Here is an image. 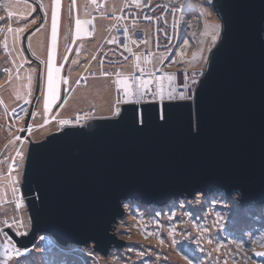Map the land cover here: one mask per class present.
<instances>
[{
    "label": "water",
    "instance_id": "95a60500",
    "mask_svg": "<svg viewBox=\"0 0 264 264\" xmlns=\"http://www.w3.org/2000/svg\"><path fill=\"white\" fill-rule=\"evenodd\" d=\"M203 2L220 35L193 101H163L162 121L159 101L126 96L119 115L29 142L21 189L31 229L20 237L5 226L18 247L46 233L59 245L93 241L106 254L127 241L111 231L127 201L163 207L218 191L238 194L240 206L264 203V0ZM40 83L39 70L35 98ZM141 108L143 126L133 124Z\"/></svg>",
    "mask_w": 264,
    "mask_h": 264
},
{
    "label": "rangeland",
    "instance_id": "374dc122",
    "mask_svg": "<svg viewBox=\"0 0 264 264\" xmlns=\"http://www.w3.org/2000/svg\"><path fill=\"white\" fill-rule=\"evenodd\" d=\"M102 3L101 11L94 9L91 2L89 12H83L88 0H0V24H4V32L0 34V264H26V261L28 264H264V256L255 255L264 252V203L239 206L238 194L226 197L218 191L206 197L197 193L190 199L163 207L125 202V214L111 231L127 241L113 244L106 254L96 251L93 241L59 246L49 234L38 233L22 256H16L13 250L11 260L3 259V248L8 246L9 237L12 240L6 224H11L16 234L21 233L20 237L31 229L26 202L16 204L17 195L25 199L21 189L22 173L29 142L59 130L60 124L52 119L53 115L67 119L78 111H93L95 118L111 117L118 109L115 108L118 92L111 80L112 67H104L105 75L101 67L90 65L108 32L105 22L111 24L108 15L119 11L122 0H103ZM185 10L179 47L169 54V59L174 60L169 62V68L176 70L174 77L189 74L185 81L178 78L183 86L177 90V95L184 92L192 96L196 84L193 81L202 75L207 56L219 38L220 21L203 0H193ZM53 11L57 20L55 40L51 32ZM87 17H91L94 24L91 25L93 31L88 32L92 37L77 39L66 61L69 39ZM213 36L217 38L214 40ZM155 53L154 57L161 54ZM50 56L53 76L55 70L60 69L63 79L56 98L57 110L52 112L44 109L42 95V79L43 75L47 76ZM39 70L41 86L35 100ZM91 70L93 74H88L85 83L78 85L79 76ZM66 75L68 83L64 88ZM190 83L193 88L189 91L184 85ZM28 98L25 114H19L9 126L6 112ZM30 109L35 116H31ZM52 124L56 126L43 136H33L37 126ZM18 151L23 155L17 156ZM13 162L19 163L20 168L13 169ZM13 240L16 247L22 249ZM205 256H209L210 261L207 262Z\"/></svg>",
    "mask_w": 264,
    "mask_h": 264
},
{
    "label": "built area",
    "instance_id": "2783aa9c",
    "mask_svg": "<svg viewBox=\"0 0 264 264\" xmlns=\"http://www.w3.org/2000/svg\"><path fill=\"white\" fill-rule=\"evenodd\" d=\"M192 1L124 0L119 11L108 17V19L113 20V28L109 30L112 34L109 39L102 43L93 60L95 66L101 67L102 74L106 72L104 67H112L111 80L118 92L116 109L120 110L121 105L125 103L126 96H130V101L139 102V104L151 101H159V104H161L160 96L156 93L162 91L163 101L170 100L169 91L171 89H175L171 100H180V93L177 95V90L183 85L179 82V79L182 77L180 81H185L189 78V74L174 77L173 74L176 70L173 71L169 68V62L174 60L169 59V54L179 47L180 28L183 22L181 19L186 11L185 7L190 6ZM91 2L94 9L101 11L99 9L103 7V0H91ZM83 12H89V4L83 9ZM75 19L78 20V17L76 16ZM166 26H168V29L165 28ZM112 29H114L113 32ZM92 31L93 27L91 26L86 32ZM125 31H127V35H125ZM2 32H4L3 23L0 24V34ZM75 35V40L91 37L88 33L79 34L76 32ZM74 44L75 41L72 45L70 43L69 52L66 53L67 58ZM140 46L143 47L140 48ZM155 52L161 54L154 57ZM129 66H131L130 70ZM88 74H93V70L83 72L77 80L79 81L78 85L85 83ZM169 76L172 77L171 80L168 79ZM199 78H197V81ZM146 80L150 81L147 86L143 83ZM191 84L187 86L189 91L193 88ZM47 85L48 81L46 80L43 84L44 90H46ZM47 92L46 90L47 109L57 110L58 99H52L51 95L47 97ZM191 98H193V94ZM27 109L28 103L18 105L8 114L9 122H14L18 119V115L25 114ZM117 110H115V113ZM92 118H95L93 111H78L68 119L57 120L52 117L53 120L58 121L61 128L64 126L86 125ZM61 121H68V123L62 125ZM12 164L15 165L14 167L12 165L13 169H19L17 163L13 162ZM18 203H25L20 194L16 196V204Z\"/></svg>",
    "mask_w": 264,
    "mask_h": 264
},
{
    "label": "snow or ice",
    "instance_id": "6c2138e0",
    "mask_svg": "<svg viewBox=\"0 0 264 264\" xmlns=\"http://www.w3.org/2000/svg\"><path fill=\"white\" fill-rule=\"evenodd\" d=\"M12 13L10 12L9 13V16H11ZM77 23H79V21H77ZM217 28H219V25L216 26ZM18 31H21L18 29ZM51 32H52V38L53 40H55L56 38V35H57V20H56V13L55 11H53V14H52V27H51ZM125 35H127V31H125ZM217 35H219V33H217ZM217 38V36H213V39L215 40ZM67 59V57H66ZM93 59H95V57H93ZM163 62V61H162ZM73 63H76V61L74 60ZM53 67H52V61H51V56L49 57V63H48V70H47V81H48V89H49V93L52 97V99H56L57 98V92H56V81L54 79V76H53ZM105 75L107 73H104ZM169 80L172 79L171 76L168 77ZM64 83L67 84L68 81L67 80H64ZM77 83H79V81H77ZM145 86H147L148 83H150V81H144L143 82ZM193 83H197L196 81H193ZM184 87L186 88L187 85L185 84ZM175 91V89H171L169 91V99H173V95L172 93ZM127 94V93H126ZM156 95H159L160 96V101H161V104L160 106L158 107V110L156 112V115L158 116V118L160 120H165L166 119V115H165V112H164V108H163V94H162V91L156 93ZM179 99L181 101H187L189 99H191V94L189 93L188 95H185L184 92H180V95H179ZM47 104H48V101L47 99L45 100V105H46V108H47ZM119 112L120 110L118 109L117 112L115 113L116 115H119ZM33 116H35L36 114L35 113H32ZM145 122V111L143 108L139 109V110H135L134 109V112H133V124H138L140 126H143ZM62 125L63 124H67L68 121H61L60 122ZM29 129H30V126H29ZM17 139H20V137H17ZM17 156H22L23 153L18 151L17 153ZM15 165H13L14 167ZM15 191V189H14ZM7 227H12L11 224H6ZM5 235H7V233H5ZM17 235H21V233H17ZM163 242V241H161ZM8 246L7 247H4L3 248V251H4V260L5 261H8V260H11L13 258V250H15V255L16 256H22L23 253L21 251V249L17 248L16 245L12 242L11 240V237L8 238V242H7ZM24 251H28V249H24ZM255 255L257 256H264V252H256ZM26 264H28V262L26 261Z\"/></svg>",
    "mask_w": 264,
    "mask_h": 264
},
{
    "label": "bare ground",
    "instance_id": "6f19581e",
    "mask_svg": "<svg viewBox=\"0 0 264 264\" xmlns=\"http://www.w3.org/2000/svg\"><path fill=\"white\" fill-rule=\"evenodd\" d=\"M80 25H81V26L76 27V29H78V30H76V32L79 33V34H86V33H88V32H85V31H87V30H89V29L91 28V25H92L91 17H87L86 19H84ZM82 30H83V31H82ZM73 35H74V37H76L75 34H73ZM34 45L36 46V41H34ZM90 65H91V66H95V63L92 61V62H90ZM54 79H55V81H56V78H55V77H54ZM195 87H196V86H195ZM193 98H194V97H193ZM193 98H191L192 101H193ZM130 102H132V101H130ZM52 122H54V121H52ZM55 126H56V125H53V124H52V125H48V126H46V127L37 126V129L34 128V129H36V131H35V130L33 131V136H36L35 138H39V137L43 136V135L45 134V132L51 130V129L54 128ZM190 198H191V197H190ZM190 198H184V199H190ZM19 212H20V211H19ZM242 221H244V220H242ZM204 259H205L207 262L210 261V260H209V256H205ZM214 260H215V259L213 258V261H214Z\"/></svg>",
    "mask_w": 264,
    "mask_h": 264
},
{
    "label": "flooded vegetation",
    "instance_id": "af4514ba",
    "mask_svg": "<svg viewBox=\"0 0 264 264\" xmlns=\"http://www.w3.org/2000/svg\"><path fill=\"white\" fill-rule=\"evenodd\" d=\"M123 1H124V0H122V4H123ZM90 2H91V0H88V4H90ZM88 4H87V5H88ZM122 4H121V6H122ZM87 5H85V7H86ZM85 7H84V8H85ZM120 8H121V7H120ZM116 13H117V12H116ZM116 13H115V14H116ZM99 14H102V13L100 12ZM115 14H113V15H115ZM113 15H108V16H113ZM109 20L111 21V24H110V25H108V24L105 22L106 26L108 27V32H107V34H106L105 40H106V39H109V37H110L111 34H112L111 32H109V30H110V28H113V20H112V19H109ZM105 40H104V41H105ZM74 41L76 42V40L74 39V36H71L70 39H69L68 45L66 46V52H67V54H68L69 49H70V47H69V46H70V43H71V45H72V43H73ZM104 41H103V42H104ZM75 45H76V44H74V46H73L71 52L74 51V47H75ZM71 52H70V53H71ZM47 70H48V69H47ZM53 70H54V68H53ZM43 71H44V69H43ZM46 80H47V76H44V75H43V79H42V81L44 82V81H46ZM43 88H44V87H43ZM46 90L49 91V89H48V85H47Z\"/></svg>",
    "mask_w": 264,
    "mask_h": 264
},
{
    "label": "clouds",
    "instance_id": "9594fccd",
    "mask_svg": "<svg viewBox=\"0 0 264 264\" xmlns=\"http://www.w3.org/2000/svg\"><path fill=\"white\" fill-rule=\"evenodd\" d=\"M43 84H44V82H43ZM40 86H41V83H40ZM44 87V86H43ZM42 95H44V99H46V90H43V92H42ZM50 95V93H49V91L47 92V97ZM37 98V97H36ZM36 98H35V100H36ZM34 100V101H35ZM239 204V203H238ZM27 206V205H26ZM239 206H240V204H239Z\"/></svg>",
    "mask_w": 264,
    "mask_h": 264
},
{
    "label": "trees",
    "instance_id": "16d2710c",
    "mask_svg": "<svg viewBox=\"0 0 264 264\" xmlns=\"http://www.w3.org/2000/svg\"><path fill=\"white\" fill-rule=\"evenodd\" d=\"M41 10H39V12H40ZM42 12V11H41ZM44 14V13H43ZM27 40V39H26ZM13 129V128H12ZM2 153H3V151H1V156H2ZM200 194V193H199ZM53 238V237H52ZM36 240V239H35ZM34 243V242H33ZM59 245V244H58ZM59 246H61V245H59Z\"/></svg>",
    "mask_w": 264,
    "mask_h": 264
},
{
    "label": "crops",
    "instance_id": "0c3cea01",
    "mask_svg": "<svg viewBox=\"0 0 264 264\" xmlns=\"http://www.w3.org/2000/svg\"><path fill=\"white\" fill-rule=\"evenodd\" d=\"M58 129H56L55 131H57Z\"/></svg>",
    "mask_w": 264,
    "mask_h": 264
}]
</instances>
